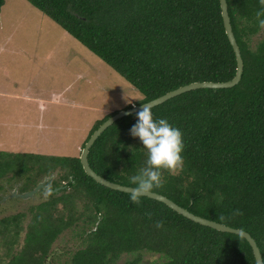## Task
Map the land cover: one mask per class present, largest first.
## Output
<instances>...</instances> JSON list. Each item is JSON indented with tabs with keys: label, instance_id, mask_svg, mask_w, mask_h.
<instances>
[{
	"label": "trees",
	"instance_id": "obj_1",
	"mask_svg": "<svg viewBox=\"0 0 264 264\" xmlns=\"http://www.w3.org/2000/svg\"><path fill=\"white\" fill-rule=\"evenodd\" d=\"M6 2L0 0V13ZM27 2L72 44L78 42L86 51L82 55H95L133 86L143 96L137 105L191 83L227 82L236 75L220 0ZM227 2L244 60L242 79L233 88L192 90L151 108L154 119L178 127L185 142L183 171L165 172L164 187L154 192L197 216L251 234L264 260V29L256 17L259 0ZM74 51L62 49L53 62L73 61L79 55ZM49 66L52 62L42 68ZM85 85L78 90L87 92ZM105 120L92 127L82 148ZM136 122V113L116 121L88 155L97 174L129 187L135 185L128 178L145 166L148 155L130 134ZM50 171L56 174L53 195L39 200ZM41 183L45 187L32 197L9 198L19 201L13 213L3 215L0 202V264H120L124 257L125 264H257L243 236L202 226L148 197L138 207L129 193L89 177L80 156L0 148V199L15 185L25 194ZM157 220L164 221L163 228L155 226ZM69 231L81 243L58 252L55 243Z\"/></svg>",
	"mask_w": 264,
	"mask_h": 264
},
{
	"label": "rangeland",
	"instance_id": "obj_2",
	"mask_svg": "<svg viewBox=\"0 0 264 264\" xmlns=\"http://www.w3.org/2000/svg\"><path fill=\"white\" fill-rule=\"evenodd\" d=\"M64 48L79 55L66 64L55 65L53 57ZM83 50L78 42L69 45L67 33L27 0H7L0 13L1 150L15 147L37 154L80 156L97 121L143 99L98 57L82 55L86 52ZM51 60L53 66L42 68ZM72 75L74 79L70 80ZM73 82L77 84L69 86ZM84 84L89 86L88 91H79ZM16 187L2 193L3 215L19 206L17 200H4ZM38 197L45 199V193ZM80 243V238L69 231L55 247L58 252L73 250ZM126 260L124 257L120 264Z\"/></svg>",
	"mask_w": 264,
	"mask_h": 264
},
{
	"label": "clouds",
	"instance_id": "obj_3",
	"mask_svg": "<svg viewBox=\"0 0 264 264\" xmlns=\"http://www.w3.org/2000/svg\"><path fill=\"white\" fill-rule=\"evenodd\" d=\"M259 4H260V9L256 12V17L259 27L261 29H264V0H259ZM67 37H68V44L73 45L72 38L69 35H67ZM134 106H140V105H134ZM134 106H132V108ZM132 108L123 111H128L131 110ZM120 112L122 111L114 112L108 115L107 117L103 118L102 120L106 118L107 120H109L111 117L115 116ZM136 117H137V122L130 129V134L133 137L139 138L144 148L147 150L148 155L145 162V166L140 168L136 174L131 175L128 179L130 184L135 185V187L129 189L130 200L136 206L142 207L143 206L142 197L150 196L154 192V190L161 189L164 187L165 172H167L171 176H177L183 171L185 165V160L183 156V152L185 151V142L183 139L182 131L178 127H173L169 123V121L164 118L154 119L152 109L147 104L142 103V107L136 113ZM107 120H105L100 125V127ZM96 131H94V133ZM93 134L91 135V137L93 136ZM91 137L89 138V140L91 139ZM84 148H82V151ZM55 175L56 174L51 171L48 173L49 183L47 185L45 198H48L53 195L51 180L55 179ZM145 214L148 216L149 219H152L151 213L146 212ZM236 214H242V213L239 212V210H236ZM220 219L224 220L225 217L220 216ZM155 226L157 228H163L164 221L157 220L155 222Z\"/></svg>",
	"mask_w": 264,
	"mask_h": 264
},
{
	"label": "water",
	"instance_id": "obj_4",
	"mask_svg": "<svg viewBox=\"0 0 264 264\" xmlns=\"http://www.w3.org/2000/svg\"><path fill=\"white\" fill-rule=\"evenodd\" d=\"M220 5H221V10H222V17H223V21H224V27H225V31L226 34L228 36V39L230 41V44L235 52L236 55V59H237V70H236V75L235 77L227 82H195V83H191L188 84L186 86H182L176 90H173L153 101H150L147 104L148 106H150L151 108H154L156 106H159L161 104H163L164 102L179 96L183 93L192 91V90H197V89H205V88H209V89H227V88H233L235 86H237L241 79H242V75L244 72V60L241 54V49L239 47V44L237 42V39L235 37L234 31H233V26L231 23V18L229 15V7H228V2L227 0H220ZM142 105L140 106H134L131 110L128 111H122L118 114H116L115 116L111 117L109 120H107L91 137V139L87 142L85 148L83 149L81 156H80V160L82 163V166L86 172V174L91 177L93 180H95L97 183L110 188L112 190H116V191H120V192H124V193H129V189L132 187L129 186H124L121 184H117L114 182L109 181L108 179L100 176L99 174L96 173L95 170H93V168L90 166L89 164V160H88V155H89V150L92 147V145L94 144V142L98 139V137L107 129L109 128L114 122H116L117 120L127 116V115H131L134 113H137L140 109H141ZM45 187V183H41L39 184L33 191L25 193V194H18V190L16 189V191H14V193H12L11 195L7 196L4 198V200H7L9 198H14V197H21V198H29L34 196L36 193H38L40 191L41 188ZM130 194V193H129ZM148 198L151 199H155L158 200L160 202H163L164 204H166L168 207H170L171 209H173L174 211H176L177 213L183 215L184 217L202 225V226H206L212 229H215L217 231L220 232H225V233H232V234H237L240 236H243L251 245L252 249H253V253L256 259L257 264H264V260H263V256L261 254V251L258 247L257 242L255 241V239L251 236V234L247 233L246 231H243L241 229H235L232 227H229L227 225L224 224H220L217 223L215 221L197 216L191 212H189L187 209L179 206L178 204H176L174 201H172L171 199L153 192L150 196H146Z\"/></svg>",
	"mask_w": 264,
	"mask_h": 264
},
{
	"label": "crops",
	"instance_id": "obj_5",
	"mask_svg": "<svg viewBox=\"0 0 264 264\" xmlns=\"http://www.w3.org/2000/svg\"><path fill=\"white\" fill-rule=\"evenodd\" d=\"M60 39V38H59ZM59 43V42H58ZM52 61H50V63H51Z\"/></svg>",
	"mask_w": 264,
	"mask_h": 264
}]
</instances>
